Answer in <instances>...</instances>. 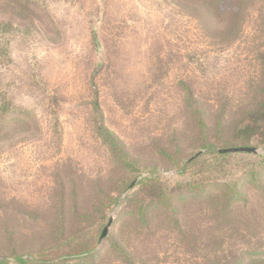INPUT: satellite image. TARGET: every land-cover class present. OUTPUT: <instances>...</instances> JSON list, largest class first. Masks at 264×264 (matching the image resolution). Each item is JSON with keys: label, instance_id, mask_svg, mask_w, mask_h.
<instances>
[{"label": "rangeland", "instance_id": "obj_1", "mask_svg": "<svg viewBox=\"0 0 264 264\" xmlns=\"http://www.w3.org/2000/svg\"><path fill=\"white\" fill-rule=\"evenodd\" d=\"M181 3L0 0V260L264 264V136L257 154L199 149L245 137L215 124L259 99L264 0L234 1V34ZM184 86L213 111L209 134L186 117Z\"/></svg>", "mask_w": 264, "mask_h": 264}, {"label": "trees", "instance_id": "obj_2", "mask_svg": "<svg viewBox=\"0 0 264 264\" xmlns=\"http://www.w3.org/2000/svg\"><path fill=\"white\" fill-rule=\"evenodd\" d=\"M180 1L182 2L181 4L186 8H192V10L196 12V16H198L197 19H199L200 21H204L206 23L217 22L219 23V26L224 29V31H228L229 29L230 31H233V33L228 32L229 34H234L240 29L242 21H240V11L237 10L234 4V1L236 0ZM18 4L19 3H17V5ZM261 14L264 23V10H262ZM259 64L261 66V69L259 75L256 78L258 82L255 86L258 90L259 99L257 101H254V103L243 105L242 107H239V109H237V112L234 114L240 115V119L238 121H234L235 118L233 119V117L232 119H229L232 114L230 113L228 107H221L218 114V121L215 124V128H217L219 132L218 134L224 133L227 135L229 134L227 132H232L233 134L237 135L239 133H244L245 137L241 139L239 143L240 147H248L250 139L254 136H264V47L259 55ZM183 93L186 103V117L188 118V120L190 119L196 123H201V130H205V132L209 134L211 130L207 129V122L209 120V117L212 116L213 111L211 109H204L203 107H201L199 103L194 99V95L188 87L184 86ZM211 125L213 126V123H211ZM232 128H234L233 131H229ZM96 134L102 144L108 149L110 155L117 165L126 166L127 164H129V162L132 161V159L130 158V153L126 150L120 139L113 132L109 131L102 123L97 125ZM233 134L232 136L234 137L235 135ZM207 139L208 141H204L201 145H199V149L205 147L210 148L211 153L215 155L217 154L220 157H225L230 154H219L216 153L215 150L218 151L222 149L239 148L234 143L227 141L225 142L224 147L218 149L213 145L212 142H210L211 140L209 138ZM199 152L200 150L193 157H195ZM189 159L187 161L188 164H185V167L190 165L195 158L192 161H189ZM101 235L99 237V240H101ZM113 246L116 252L122 256L123 254L119 246L117 244H114ZM49 251L51 252V250L45 251L41 249L36 251V255H34V264H49V255L51 254L49 253ZM84 254V252L77 253L75 257L80 258L83 257ZM8 262H12L14 264H26L28 261L26 260V257L16 255L6 260H0V264H8Z\"/></svg>", "mask_w": 264, "mask_h": 264}, {"label": "water", "instance_id": "obj_3", "mask_svg": "<svg viewBox=\"0 0 264 264\" xmlns=\"http://www.w3.org/2000/svg\"><path fill=\"white\" fill-rule=\"evenodd\" d=\"M219 154H236V153H244V154H257L258 151L255 148L251 147H239V148H230V149H222L217 151ZM201 154V151L195 156L189 159V161L193 160L194 158L198 157ZM136 184V181L133 182L127 189V191H130ZM111 223V220L108 222V224L105 226L102 235L101 240L103 237H105L108 227Z\"/></svg>", "mask_w": 264, "mask_h": 264}]
</instances>
